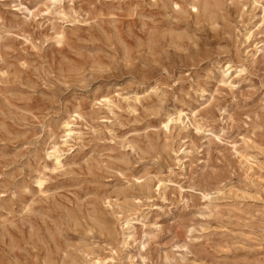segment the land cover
<instances>
[{
    "label": "rangeland",
    "instance_id": "1",
    "mask_svg": "<svg viewBox=\"0 0 264 264\" xmlns=\"http://www.w3.org/2000/svg\"><path fill=\"white\" fill-rule=\"evenodd\" d=\"M192 1L0 0V264H264V12Z\"/></svg>",
    "mask_w": 264,
    "mask_h": 264
},
{
    "label": "bare ground",
    "instance_id": "2",
    "mask_svg": "<svg viewBox=\"0 0 264 264\" xmlns=\"http://www.w3.org/2000/svg\"><path fill=\"white\" fill-rule=\"evenodd\" d=\"M60 1L61 0H50L52 5H56L57 2H60ZM254 3L258 4L259 6L262 5V10L264 12V5L261 4L260 1L254 0ZM178 7H179V5H178ZM192 7L196 11H198L199 8H200L199 0H193L192 1ZM263 19H264V15H263ZM256 26H257V24H254V25L250 26L249 28H245L244 32L242 33V36L244 37L245 43L251 44L253 42V38L255 36L254 34H255V27ZM64 38H65V35H64L63 31H58L56 33V40L58 42L63 41ZM260 43H262V45L260 47L258 46L259 47L258 48V52H262L264 50V41L261 40L256 45H258ZM245 75H246V70L245 69L234 67V66L228 64L226 66V70H224V69L222 70L221 82L223 84H226L227 81H231L232 83H240L244 79ZM96 101L99 102L102 105H104V104L107 105V104L111 103V100H110V98L107 95L101 96L100 98L96 99ZM70 118H73V119H70ZM78 119L85 120V118H84L83 114L81 113V111L78 108H76L72 113H70L68 119H65L64 121L61 122V127H60L61 128V133H62L61 135H59L55 131V129L52 128V127H48L47 129H44V131L46 132V137L44 139V150H43V152H44V156H43L44 165H42V169L44 171L50 169L51 165L53 166L54 170H57V169H60V168H65V166L67 165L68 161L73 157V153L75 152V150H74V146H72L70 144V142L81 137V132L76 130L73 127L74 125H76L75 121L78 120ZM180 120H181V113L179 115V119L174 120L173 118L168 117V120L165 123H163V124H164V126L166 128H168L170 123L176 122V121H180ZM77 132H79V135L77 134ZM183 152L184 153L185 152L188 153V151H186L185 149L183 150ZM36 183L39 185V187H42V185L44 183V179L41 176H38L37 179H36ZM159 187H161V183L159 184ZM40 190L42 191V189H40ZM122 212H123V210H122ZM101 218H103V217L101 216ZM125 218L126 219H125V221L123 223V229H125L126 231H129V232L132 233L134 228H135V226H136V224L138 222H140V218L138 216H136V215L134 217L126 216ZM101 226H102V223H101ZM56 230H55L56 232L59 231L58 229H56ZM130 236L131 235H128V237H130ZM113 261H114L113 257H109V256H104V257L90 256L89 259H88V263L89 264H111Z\"/></svg>",
    "mask_w": 264,
    "mask_h": 264
}]
</instances>
